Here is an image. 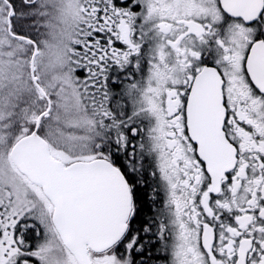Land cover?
<instances>
[{
  "label": "snow or ice",
  "instance_id": "1",
  "mask_svg": "<svg viewBox=\"0 0 264 264\" xmlns=\"http://www.w3.org/2000/svg\"><path fill=\"white\" fill-rule=\"evenodd\" d=\"M0 264H264V0H0Z\"/></svg>",
  "mask_w": 264,
  "mask_h": 264
}]
</instances>
